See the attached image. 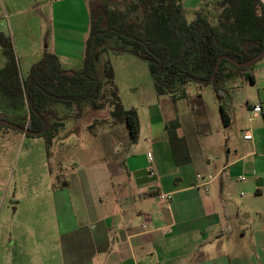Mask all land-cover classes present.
Listing matches in <instances>:
<instances>
[{"label":"crops","instance_id":"obj_1","mask_svg":"<svg viewBox=\"0 0 264 264\" xmlns=\"http://www.w3.org/2000/svg\"><path fill=\"white\" fill-rule=\"evenodd\" d=\"M39 1L54 9L48 53L64 71L81 70L91 0ZM183 7L187 15L203 9L212 26L225 21L224 0H183ZM224 72L222 78L236 86L238 71L226 66ZM263 74L261 60L250 75L260 85L258 98L247 101L238 119L230 106L227 112L220 105L216 117L203 104V130L195 116L186 130L179 118H165L157 108L146 139L153 152L105 153L99 161L74 165L68 176L63 168L60 176L50 170L45 186L31 184L16 200L9 232L14 246L0 249V264H264ZM224 94L218 93L220 99ZM257 104L259 113L253 111ZM176 119L189 149L187 165L176 164L166 131ZM165 194L174 195L172 204L161 199Z\"/></svg>","mask_w":264,"mask_h":264},{"label":"rangeland","instance_id":"obj_2","mask_svg":"<svg viewBox=\"0 0 264 264\" xmlns=\"http://www.w3.org/2000/svg\"><path fill=\"white\" fill-rule=\"evenodd\" d=\"M19 1L21 2L15 3L12 0L8 6V0H0V34L12 45L19 74L21 79L26 80L34 64L42 60L44 52L54 48L52 41L54 9L48 4L44 5L42 1L38 3L34 0ZM108 4L110 8L124 11L129 1L109 0ZM192 15L195 20L203 18V9L196 14H186L189 23L195 21ZM39 17L42 20L41 24L37 20ZM40 28L43 30V36ZM106 47V52L97 62V72L103 82H106L108 78L105 70L109 63L114 73L112 88L117 90L122 109L124 111L134 109L140 113L143 126L137 140L133 142L130 138L123 115L112 116L117 101L116 96L111 94L112 88L108 85L105 86L104 93L107 91L109 93L103 100H99L102 106H88L79 117H76L72 110H63L60 108L61 105L49 109L63 122L64 127L52 141L48 156L44 137L28 138L12 128L0 127V249L7 252L12 245L14 246L9 232L14 208L17 206L16 200L23 199L28 194L31 184L45 186L53 177L50 175L51 171L60 176L63 168L67 175V170L74 165L99 161L105 153L107 157H114L119 155V151L120 156H123L124 152L138 153L142 156L153 152L146 139L151 129L152 113L155 114L157 108L165 118H179L186 130L189 119L195 116L203 130L205 108L217 117L220 115V105L224 106L227 112L230 106L233 117L238 119L242 111L247 109V101L255 102L258 98L260 85L254 86L250 80L252 70H255L257 64L255 67L241 70L228 66L239 73L233 80L236 86L231 85L232 82H228L226 77L222 78L225 74L223 70L220 80L208 86L196 82L175 85L166 89L165 95L159 96L146 61L129 52H123L122 48L125 46L116 38L108 39ZM125 48L130 49L127 46ZM6 62L0 46V70L5 67ZM261 80H264V74ZM222 91L225 93V99L218 96ZM185 93V98L174 100V97ZM0 113L5 120L13 124L20 122L26 124L29 116L24 101L19 109L15 108L12 100L5 97L1 91ZM60 178L57 181H60Z\"/></svg>","mask_w":264,"mask_h":264},{"label":"trees","instance_id":"obj_3","mask_svg":"<svg viewBox=\"0 0 264 264\" xmlns=\"http://www.w3.org/2000/svg\"><path fill=\"white\" fill-rule=\"evenodd\" d=\"M109 0L90 1V32L85 43L82 69L67 75L59 58L46 52L35 64L26 80L21 79L18 63L12 45L0 34V46L7 59L0 70V91L12 100L15 108L22 102L28 108L26 124L15 123L34 133H45L47 155L52 141L64 127L56 117L50 122L51 107L72 110L81 116L88 106L101 107L109 91L105 86L114 87V73L109 63L106 67L108 80L103 82L97 72V62L106 52V42L116 38L125 47L123 52L146 61L153 76L157 94L163 96L166 89L175 85L196 82L208 86L220 80L222 72L230 62L224 60L215 73L218 59L229 56L245 63L264 51V0H224L222 12L225 21L212 26L203 18L189 23L183 7V0H128L124 11L110 8ZM252 68V67H251ZM215 78L212 81V77ZM116 96L112 116L123 115L130 138L135 142L140 133L138 112L124 111ZM186 93L174 100L183 99ZM221 117L228 124L226 113L221 107ZM55 115V114H54ZM178 119L166 123V131L176 164L191 162L187 143L178 135ZM35 138L34 136H26Z\"/></svg>","mask_w":264,"mask_h":264},{"label":"water","instance_id":"obj_4","mask_svg":"<svg viewBox=\"0 0 264 264\" xmlns=\"http://www.w3.org/2000/svg\"><path fill=\"white\" fill-rule=\"evenodd\" d=\"M264 58V51L257 57H255L254 59L250 60V61H247L245 63H240L239 61L229 57V56H222L218 59V62H217V65H216V68H215V73H217L219 71V67H220V64L226 60L228 62H230L231 64L235 65L236 67L238 68H249V67H252L253 65L259 63L262 59ZM67 75H73V72L71 71H67L66 72ZM215 78V74L213 75L212 77V81L214 80ZM0 127H9V128H12L16 131H19L21 132L24 136H34V137H39L41 135H43L45 133V131L41 132V133H34V132H31L27 129V127H21L17 124H13L7 120L4 119V117L2 115H0Z\"/></svg>","mask_w":264,"mask_h":264},{"label":"built area","instance_id":"obj_5","mask_svg":"<svg viewBox=\"0 0 264 264\" xmlns=\"http://www.w3.org/2000/svg\"><path fill=\"white\" fill-rule=\"evenodd\" d=\"M253 111L255 113L261 112V105L260 104L255 105L254 108H253ZM245 139L246 140H251L252 136L248 135V136L245 137ZM148 156L151 159V155L149 154ZM160 197H161V199L163 201L167 202L169 205L172 204L173 201H174V195L173 194H165V195H161Z\"/></svg>","mask_w":264,"mask_h":264}]
</instances>
